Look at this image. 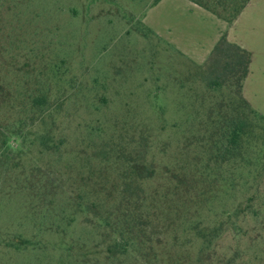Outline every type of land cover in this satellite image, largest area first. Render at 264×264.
<instances>
[{
    "label": "rangeland",
    "instance_id": "rangeland-1",
    "mask_svg": "<svg viewBox=\"0 0 264 264\" xmlns=\"http://www.w3.org/2000/svg\"><path fill=\"white\" fill-rule=\"evenodd\" d=\"M189 1L0 0V264H264V131L216 177L202 147L237 103L264 126V0ZM223 36L242 82L214 77ZM123 197L150 225L105 259ZM247 198L238 229L184 239Z\"/></svg>",
    "mask_w": 264,
    "mask_h": 264
},
{
    "label": "trees",
    "instance_id": "trees-1",
    "mask_svg": "<svg viewBox=\"0 0 264 264\" xmlns=\"http://www.w3.org/2000/svg\"><path fill=\"white\" fill-rule=\"evenodd\" d=\"M193 3L209 10L205 5L199 4L196 0H190ZM248 0H243L242 5H240L238 11H235V15H238L243 6L246 4ZM214 13L213 11H210ZM237 13V14H236ZM215 15V14H214ZM230 23V22H229ZM225 47L231 48L234 51V55L236 57V62L231 68L230 75L227 77L231 80H237L238 82H242V80L247 76L248 74V68H249V62H250V55L245 50L241 49L237 45L231 44L225 40V37H221L217 44L214 46L212 50L213 55V68H214V77L216 79H221L223 76L224 70L220 67H218L216 63V56L218 55L217 49L223 50ZM225 81L226 78H223ZM218 82V81H217ZM238 97V96H237ZM238 102L242 103L245 107L246 104L241 100L238 99ZM242 108V109H241ZM233 109V110H232ZM232 113L233 117L232 120L230 119H222V123L218 124V129L223 131H218L219 134L222 135V139H214L211 141V137H215V131L217 127V121L214 120L210 121V132L207 134L208 136L206 138H203L204 142L202 144L203 151L206 155V164L211 165L212 170L217 172L214 174V177L218 175V173L221 172H228L229 169H233V165L235 162L231 158L241 159V156L243 159L240 161L246 163V159L243 157L242 152H246L247 147L248 148H255L254 142L252 141V136L255 131L260 130L261 132L264 131V126L262 129L258 128L252 121V118H255V112L251 113V119H249V114H245L244 107L240 106L238 103L232 106ZM243 115V116H242ZM244 118H247L245 120ZM258 119L263 123L264 125V118L258 115ZM230 120V121H229ZM209 121V120H208ZM228 122V123H227ZM225 123L224 126H222ZM226 126V128H225ZM259 131V132H260ZM50 136L47 134L43 137V140L41 142V145L43 146H49L51 145L49 141H51L49 138ZM221 138V137H220ZM227 169V170H226ZM134 170V169H133ZM138 178V176H137ZM231 186L234 184L231 182ZM234 186V185H233ZM125 193L128 191L124 190ZM87 194H85V201L82 203H77L76 207L80 208V211H86L88 207L95 206V204L89 202V199L86 197ZM123 201L121 203L119 202L118 207L116 208L115 215L119 217L117 226H109V223L106 222V227H111L112 232L115 235V238L111 241L106 240L105 247L106 251L104 252V258L105 259H111L113 257V253L115 251H118L121 253V251H125L126 248L130 247L131 243L135 241V238L132 236V230L137 229L138 232L143 230V226H147L149 223V218L146 216V213L144 211H140L138 209V206L134 204V200L131 203L127 202L129 201V198H122ZM247 206L245 208H242L241 210L239 207H234L229 210L222 209V211L219 214V218H217V222H213L212 225H205L201 221H193L190 219L184 220L182 223V231L185 235L184 239H191L193 241H197L200 244V252L203 249H206L205 246L208 241H210V236L214 233H217L221 230V228L227 223L230 225L233 230L238 229V225L236 223V220L238 219V216L244 211L249 210L251 208L250 206V200L247 198L246 200ZM91 204V205H89ZM88 206V207H87ZM87 207V208H86ZM254 209V208H253ZM245 211V212H246ZM109 216V215H108ZM157 223H160L162 219L156 220ZM68 220L66 221V223ZM150 225V223H149ZM174 237V236H173ZM174 241H176V237L172 238ZM15 247L20 249H26V248H32L30 241L28 239H18L15 241ZM64 252L68 253V247L63 248ZM86 258L89 257L88 254H84ZM66 256L63 258L65 259ZM64 261L63 259L61 260ZM235 261V260H234ZM60 264H63V263ZM233 260H228L226 262L220 263V264H232Z\"/></svg>",
    "mask_w": 264,
    "mask_h": 264
},
{
    "label": "snow or ice",
    "instance_id": "snow-or-ice-1",
    "mask_svg": "<svg viewBox=\"0 0 264 264\" xmlns=\"http://www.w3.org/2000/svg\"><path fill=\"white\" fill-rule=\"evenodd\" d=\"M216 63L218 67L224 70L222 78H227L230 75L231 68L236 62L234 51L231 48L225 47L223 50L217 49Z\"/></svg>",
    "mask_w": 264,
    "mask_h": 264
},
{
    "label": "crops",
    "instance_id": "crops-1",
    "mask_svg": "<svg viewBox=\"0 0 264 264\" xmlns=\"http://www.w3.org/2000/svg\"><path fill=\"white\" fill-rule=\"evenodd\" d=\"M188 1H189V0H188ZM189 2H190V1H189ZM192 5L196 6V8H198V9L203 8V7H201V6H199V5L195 4V3H192ZM203 9H205V8H203ZM203 9H201V10H203Z\"/></svg>",
    "mask_w": 264,
    "mask_h": 264
}]
</instances>
